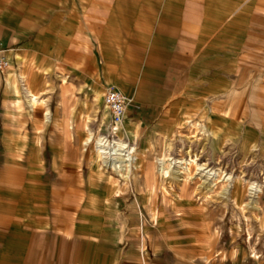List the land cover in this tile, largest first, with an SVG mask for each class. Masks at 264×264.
Listing matches in <instances>:
<instances>
[{
  "label": "rangeland",
  "instance_id": "rangeland-1",
  "mask_svg": "<svg viewBox=\"0 0 264 264\" xmlns=\"http://www.w3.org/2000/svg\"><path fill=\"white\" fill-rule=\"evenodd\" d=\"M115 1L57 0L55 14L63 18L68 6H88L82 24L74 15V26L68 33L63 29L57 34L49 32L59 30L63 19L58 17L57 25L47 28L39 44L31 29L20 35L19 47L25 48L29 40L37 45L36 54L21 50L15 54L27 56L20 67L40 98L30 110L22 96L18 100L5 88L4 76L11 66H17L15 62L0 73V162L6 143L15 141L12 137L22 132L24 136H45L37 140L41 145L66 150L45 157L70 166L71 170L58 173H67V182L73 186L79 185V168H88L93 174L98 164L97 168H107L105 173L109 175L100 178L110 180L114 190L105 196L104 205L119 196L115 203L119 214L109 234L114 236L113 244L130 255V264H141V230L145 264H264V135H257L256 123L225 115V91L194 96L195 92L183 90L188 75L170 74L176 69L168 67L170 60L162 57L165 52L147 48L142 53L137 50V57L130 58L133 51H127L119 60L135 78L124 79L119 86L132 99L126 115L130 120L123 125L126 136L119 134V138L134 143L135 169L126 177L116 175L101 161L87 164L94 152L93 141L107 129L109 115L107 110L103 119V107H96L90 91L93 80L109 68L98 42L102 25V16L98 15L102 11L97 6H114ZM72 13L80 14L76 10ZM40 16L35 21L37 26L46 22L44 15ZM141 54L145 57H139ZM98 93L102 95L100 89ZM89 133L91 140L83 145ZM163 154L175 158L196 154L203 163L219 169L211 181L213 188L205 191L198 187L202 177L194 165L189 166L190 174L180 184L161 179L156 167L157 158ZM221 171L231 180H222ZM251 183L260 188L257 207L250 202ZM224 188H229L226 198L221 193ZM134 195L145 198L140 206L142 215L133 203ZM77 205L74 202V208ZM23 263L39 264L32 257Z\"/></svg>",
  "mask_w": 264,
  "mask_h": 264
},
{
  "label": "crops",
  "instance_id": "crops-1",
  "mask_svg": "<svg viewBox=\"0 0 264 264\" xmlns=\"http://www.w3.org/2000/svg\"><path fill=\"white\" fill-rule=\"evenodd\" d=\"M56 3L57 0H0V42L17 65L5 74L4 86L18 100L22 96L26 104L25 89L37 101L40 96L32 91L20 67L27 56L15 52L36 54L37 45L29 40L25 48L19 47L20 35L31 29L39 44L47 28L57 25L58 17L63 19L59 30L49 32L57 34L63 29L68 33L74 26V15L82 24L88 9L68 6L71 12L66 7L63 18L55 14ZM73 10L80 14H73ZM97 10L102 11L98 15L102 16L98 42L109 68L93 80L91 92L100 89L103 98L106 86L122 91L119 86L124 79H135L132 71L127 73L119 62L125 52L133 51L128 57L136 58L137 50L142 53L159 49L165 52L162 57L170 60L168 67L176 69L170 74L188 75L183 90L195 92L194 96L225 91V115L256 123L257 135H264V0H117L114 6H97ZM40 15L46 20L43 26L35 23ZM83 57L86 58L82 54ZM45 115L49 120L48 112ZM127 120L130 119L124 118L119 131L124 137ZM29 135L18 132L12 137L15 141L7 142L2 150L0 264H24L28 257L39 264H130V255L115 246L114 236L109 234L119 214L115 212L119 196L104 205L105 196L114 190L110 180L100 178L109 175L105 173L108 169L97 168L98 164L93 174L88 168H79V185L73 186L67 182V173H58L71 170L70 166L45 157L66 150L41 145L37 140L45 136ZM82 150L87 151L84 147ZM137 197L133 196V203ZM74 202H78L75 208ZM143 243L145 248L144 236ZM141 264H145L142 257Z\"/></svg>",
  "mask_w": 264,
  "mask_h": 264
},
{
  "label": "bare ground",
  "instance_id": "bare-ground-1",
  "mask_svg": "<svg viewBox=\"0 0 264 264\" xmlns=\"http://www.w3.org/2000/svg\"><path fill=\"white\" fill-rule=\"evenodd\" d=\"M25 97L27 98V104L32 107L33 103L37 101L36 96L31 93L28 89L24 90ZM92 95L96 101V107H103V119L106 120L108 107L102 98V95L98 93V90H93ZM129 100V99H128ZM107 108V109H106ZM104 114H106L104 116ZM109 114V110H108ZM103 120V123H104ZM122 123L113 124L110 120V115H108L107 129L103 134L98 135L93 141V153L90 155L88 163H94L95 161H101L103 166L108 167L112 172H114L118 176H126L130 175L131 172L135 169V146L134 143H126L123 139L119 138V131L122 127ZM109 128V130H108ZM114 129L116 131V136H114L111 140L108 139L107 135L110 130ZM91 133L85 138L82 142L83 145L87 144L91 140ZM165 150V149H163ZM194 165L196 170L199 171L200 178L202 177L201 183L198 187L209 190L213 188L214 185L212 179H215L218 176L219 169L210 166L208 164L200 161L196 154H190L186 158H175L172 156L165 157V154L161 155L157 158V171L161 179L170 178L171 181L174 182H184L189 173V166ZM223 174L221 175L222 180L229 181L231 180L230 175L226 172L221 171ZM190 174V173H189ZM187 175V176H186ZM196 175V174H195ZM197 176V175H196ZM198 176V177H199ZM220 176V175H219ZM129 177V176H126ZM191 177H189L190 179ZM233 180V179H232ZM215 181V180H214ZM219 181V180H218ZM229 183V182H228ZM179 184H176L179 185ZM197 187V188H198ZM249 190L251 193V203L252 207H257V193L260 192V188L257 184L251 183L249 186ZM229 192V188L222 189V197L226 198L227 193ZM144 196H139L134 199L135 206L137 207V212L140 215V205L144 201ZM226 200V199H225ZM139 230H141L142 225L138 226ZM141 237L139 248L141 249V257L144 262L145 257L143 254V230H141Z\"/></svg>",
  "mask_w": 264,
  "mask_h": 264
},
{
  "label": "built area",
  "instance_id": "built-area-1",
  "mask_svg": "<svg viewBox=\"0 0 264 264\" xmlns=\"http://www.w3.org/2000/svg\"><path fill=\"white\" fill-rule=\"evenodd\" d=\"M8 52L9 49L0 42V73L11 65ZM103 99L108 107L111 122L114 125L122 123L124 118H126L127 106L130 102L127 96L113 86H106L103 92ZM108 136L113 138L116 136V131L114 129L110 130Z\"/></svg>",
  "mask_w": 264,
  "mask_h": 264
}]
</instances>
